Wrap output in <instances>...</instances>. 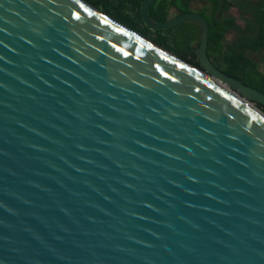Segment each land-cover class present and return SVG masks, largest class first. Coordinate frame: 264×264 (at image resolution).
I'll use <instances>...</instances> for the list:
<instances>
[{
	"label": "water",
	"instance_id": "95a60500",
	"mask_svg": "<svg viewBox=\"0 0 264 264\" xmlns=\"http://www.w3.org/2000/svg\"><path fill=\"white\" fill-rule=\"evenodd\" d=\"M86 0H0V264H264V93Z\"/></svg>",
	"mask_w": 264,
	"mask_h": 264
},
{
	"label": "trees",
	"instance_id": "16d2710c",
	"mask_svg": "<svg viewBox=\"0 0 264 264\" xmlns=\"http://www.w3.org/2000/svg\"><path fill=\"white\" fill-rule=\"evenodd\" d=\"M87 1V0H86ZM145 0H132L130 11L135 14L134 18L127 22H121L124 26L132 29L141 36L158 43L174 54L202 68L195 54L193 45L199 42L201 28L194 23H182L164 31H153L145 27L142 20V4ZM197 0H155L149 8V14L153 21L159 24L168 22L175 12V17L180 14L192 12L191 6ZM208 5L201 13L210 25L208 56L215 67L233 78L264 93V72L260 69V63L251 59L248 52L262 53L261 61L264 63V0H256L252 3L254 20L248 23L243 34L236 35V39L230 40V34L237 28L235 17L226 14L235 6L240 5L247 9L252 0H202ZM246 2V3H245ZM98 8V5L92 4ZM125 8V6H123ZM174 11L172 12V10ZM108 16L110 11H105ZM209 13V15H207ZM111 17V16H110ZM114 19V18H113ZM165 35L163 42L159 36ZM199 43L197 45V48ZM264 110V106L258 104Z\"/></svg>",
	"mask_w": 264,
	"mask_h": 264
},
{
	"label": "rangeland",
	"instance_id": "374dc122",
	"mask_svg": "<svg viewBox=\"0 0 264 264\" xmlns=\"http://www.w3.org/2000/svg\"><path fill=\"white\" fill-rule=\"evenodd\" d=\"M91 4H95V5H99L98 9H100L101 11L105 12V11H110L111 13V18H114L115 20H119L121 22H127L128 19L132 20V16L129 14L128 12V8L127 7H120L118 3L116 2H112L109 3L107 1H100V0H96V1H89ZM246 3V2H245ZM252 3H256V0H252L248 5H247V9H242L240 7V5L233 7L227 14L226 16H232L236 18V22H237V28H235L230 34H228V38L230 40L232 39H236V35H241L244 32V29H246V27L248 26L249 22H252L254 20L253 17V13L255 11V9H252L251 4ZM208 5V3L206 1H198V3L195 5V9L196 10H201L204 6ZM175 12L172 14V17H175ZM116 20V21H117ZM118 21V22H119ZM159 41L163 42L166 39L165 35H161L159 36ZM200 42V40H199ZM195 43L193 45V47H195L197 49V45L198 43ZM248 56L255 60L256 62L260 63V69L262 72H264V63L261 61L262 58V53L260 51L257 52H248ZM192 64V63H191ZM194 65V64H192ZM252 105H254L255 107H257L259 110H261L262 112H264L263 108H261L258 103H253Z\"/></svg>",
	"mask_w": 264,
	"mask_h": 264
},
{
	"label": "crops",
	"instance_id": "0c3cea01",
	"mask_svg": "<svg viewBox=\"0 0 264 264\" xmlns=\"http://www.w3.org/2000/svg\"><path fill=\"white\" fill-rule=\"evenodd\" d=\"M89 1H96V0H87V2ZM101 1V0H100ZM102 1H107L109 3H112V2H116L119 4L120 7H127L128 8V12L129 14L132 16V19L134 18L135 14L133 12L130 11V4H131V1L132 0H102ZM90 3V2H89ZM91 4V3H90ZM99 6V5H98ZM174 11V9L172 10V12Z\"/></svg>",
	"mask_w": 264,
	"mask_h": 264
},
{
	"label": "flooded vegetation",
	"instance_id": "af4514ba",
	"mask_svg": "<svg viewBox=\"0 0 264 264\" xmlns=\"http://www.w3.org/2000/svg\"><path fill=\"white\" fill-rule=\"evenodd\" d=\"M198 1H200V0L195 1V2L192 4V6H191V10H192V12H197V13L201 14V13L203 12L205 6H204L201 10H196L194 7H195V5L198 3ZM201 15H202V14H201ZM207 15H209V13H207Z\"/></svg>",
	"mask_w": 264,
	"mask_h": 264
}]
</instances>
